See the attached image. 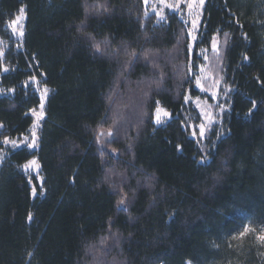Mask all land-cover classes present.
Masks as SVG:
<instances>
[{"label":"trees","instance_id":"16d2710c","mask_svg":"<svg viewBox=\"0 0 264 264\" xmlns=\"http://www.w3.org/2000/svg\"><path fill=\"white\" fill-rule=\"evenodd\" d=\"M24 8L22 50L0 77L2 137L26 133L37 94L51 89L39 147L0 167V264H264V0H206L199 46L225 37L233 88L226 134L199 163L183 128L187 26L158 23L143 0H0V37ZM159 102L171 119L156 127ZM100 128L114 136L99 147ZM36 156L42 197L20 166ZM101 244H104L101 246Z\"/></svg>","mask_w":264,"mask_h":264},{"label":"rangeland","instance_id":"374dc122","mask_svg":"<svg viewBox=\"0 0 264 264\" xmlns=\"http://www.w3.org/2000/svg\"><path fill=\"white\" fill-rule=\"evenodd\" d=\"M206 0H143L146 16L153 15L158 23L166 20L169 14H176L187 26L189 38V74L193 81V88L198 92L197 96H191L188 92L184 96L185 109L182 112V126L188 136L195 141L199 152V163L209 161L208 153L212 146L226 134L225 121L230 112L231 95L233 88L225 81L223 52L226 40L223 35L216 33L212 36L209 45L199 46L201 21ZM7 39L0 37V77L10 72L13 68L6 60V54L11 48L14 52L22 50L25 33L24 8L6 23ZM43 76L27 78L22 86L31 88L39 98L36 108L29 111L32 124L25 134L18 137L0 138V167L9 151L26 148L30 152L38 150L40 131L46 117V103L51 94V89L43 83ZM12 89H5L0 85V97L12 95ZM171 119L170 112L159 102L153 111L152 122L158 127ZM2 125H0V133ZM99 147H105L114 136L112 128H100L97 133ZM31 187V197L44 195L43 176L40 164L36 156L31 157L20 166ZM243 234V235H241ZM241 234L236 238L251 234L257 243H263L257 239L264 236V226L251 227L246 225ZM104 244H101L103 246ZM109 264H117L114 256Z\"/></svg>","mask_w":264,"mask_h":264},{"label":"snow or ice","instance_id":"6c2138e0","mask_svg":"<svg viewBox=\"0 0 264 264\" xmlns=\"http://www.w3.org/2000/svg\"><path fill=\"white\" fill-rule=\"evenodd\" d=\"M241 235H243V234H241ZM257 239L264 241V236H258Z\"/></svg>","mask_w":264,"mask_h":264}]
</instances>
